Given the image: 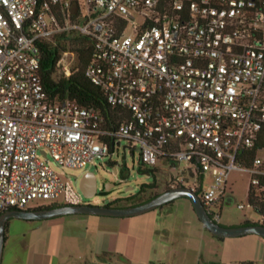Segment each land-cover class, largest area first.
Returning a JSON list of instances; mask_svg holds the SVG:
<instances>
[{
    "label": "built area",
    "instance_id": "1",
    "mask_svg": "<svg viewBox=\"0 0 264 264\" xmlns=\"http://www.w3.org/2000/svg\"><path fill=\"white\" fill-rule=\"evenodd\" d=\"M74 40L89 43L84 76L119 124L46 91L41 48L65 42L55 74L67 78L80 70ZM263 128L264 0H0V213L84 205L66 170L125 143L143 168L185 163L169 188H201L219 223L232 171L264 206V149L248 155Z\"/></svg>",
    "mask_w": 264,
    "mask_h": 264
},
{
    "label": "rangeland",
    "instance_id": "2",
    "mask_svg": "<svg viewBox=\"0 0 264 264\" xmlns=\"http://www.w3.org/2000/svg\"><path fill=\"white\" fill-rule=\"evenodd\" d=\"M125 143L113 154L110 162L108 160L98 162L95 166L88 165L85 169H67L66 173L76 177L74 187L79 190V182L86 172H92L97 181L98 189H101L105 183H111L115 186L111 189L107 197L97 196L92 199L84 198L85 204L94 206H103L114 200H121L118 204L126 207L132 202L142 201L155 193H162L169 188V183L173 178L181 175L186 169L185 163H180L177 168H171L166 162L159 160L155 167L144 168L140 166L139 151L134 150L133 154L127 149L123 150ZM148 171L156 170L154 176ZM148 173V174H147ZM184 176L185 173H183ZM187 180V178H186ZM156 182V189H144L141 193L140 188L143 185H151ZM190 183L194 181L190 180ZM250 177L245 172L232 171L227 183V194L233 199L231 204L221 206L219 224L225 227L238 226L244 221L258 223L261 221L259 214L248 205V189ZM209 184V178L206 177L202 189H206ZM134 196L131 200H122ZM186 198L176 199L173 203L164 205L161 212L162 219L168 220V234L162 243L165 246L162 249L163 264H242L254 263L264 264V248L255 244L247 238L223 239L219 241L213 238L211 233L204 229L198 221L195 213H188L189 208ZM184 202V203H180ZM44 202L31 203L27 209H34L38 205H44ZM243 205L242 210L237 205ZM159 212L158 209L152 212ZM218 212V211H217ZM192 216V217H191ZM165 217V218H164ZM63 220L68 222H88V236L86 239V249L89 250L93 244L94 225L100 226V223H116L120 219L100 218L90 215H67L54 219L55 224ZM128 222L129 219H124ZM14 230L8 232L9 243L4 246L2 264H10L9 258L13 252L12 242L10 241ZM92 235V236H91ZM256 236V235H254ZM258 238V237H257ZM65 243V238H63ZM145 258V256H143ZM23 264H29L30 258L25 255Z\"/></svg>",
    "mask_w": 264,
    "mask_h": 264
},
{
    "label": "crops",
    "instance_id": "3",
    "mask_svg": "<svg viewBox=\"0 0 264 264\" xmlns=\"http://www.w3.org/2000/svg\"><path fill=\"white\" fill-rule=\"evenodd\" d=\"M177 201H187L188 213H195L188 199ZM163 207L158 208L159 212L114 218L120 219L116 223L93 224V244L89 250L86 249L88 222L63 220L55 224L53 220L57 218L43 221L10 219L6 225L4 246L9 243L8 232L13 229L10 264H23L25 255L30 258L29 264H163L161 255L165 246L162 242L168 238L169 232L168 220L162 219ZM124 219L129 220L123 222ZM247 237L264 248L262 238L254 235L241 238Z\"/></svg>",
    "mask_w": 264,
    "mask_h": 264
},
{
    "label": "water",
    "instance_id": "4",
    "mask_svg": "<svg viewBox=\"0 0 264 264\" xmlns=\"http://www.w3.org/2000/svg\"><path fill=\"white\" fill-rule=\"evenodd\" d=\"M109 184L111 187L115 186L114 184ZM79 190L87 199H92L97 196V181L95 175L92 172H86L81 177L79 182ZM105 190L109 191L110 189L107 186ZM180 198H186L189 200L196 217L209 233L224 239H235L248 235H256L264 240V226L262 224H242L233 227L222 226L211 219L204 209L197 193L187 187H178L166 190L142 203L126 207H109L107 205L94 206L90 204H84L79 206H59L56 208L46 209L5 211L0 215V264L2 263L3 257L6 225L10 219L43 221L67 215L130 218L151 212ZM229 202L232 203L233 199H229Z\"/></svg>",
    "mask_w": 264,
    "mask_h": 264
},
{
    "label": "trees",
    "instance_id": "5",
    "mask_svg": "<svg viewBox=\"0 0 264 264\" xmlns=\"http://www.w3.org/2000/svg\"><path fill=\"white\" fill-rule=\"evenodd\" d=\"M87 45H88V49L86 48ZM70 46L72 47V49H75L77 51V60L80 65V70L71 74L67 78L60 77L55 74L56 68H57L56 66L57 60L59 58L60 52L63 51L66 47L65 42L59 41L55 45H52L51 43H46L41 48L40 73H41L42 81H43L46 91L49 93V95L53 99H56V100L68 99L84 107L95 108L96 110L101 112L103 118L105 119L106 123L109 126H115L116 124H119L123 117L122 116L123 113L121 109L117 106H111L110 104H108L102 92L99 90V88L93 86L91 82L84 76L83 70L85 66L87 65L89 61V57H90L89 43H87V41L85 40H81L80 43H78L77 40H74L70 42ZM78 46L80 47L78 48ZM258 148L264 149V128L258 134L257 140L255 142V147L251 151L248 152L250 159L256 156V150ZM142 170L144 172L146 171L144 168H142ZM147 172L154 176V173L156 172V170H153V171L147 170ZM156 188H157L156 182H154L151 185H143L141 186L139 193H141L144 189L154 190ZM196 193L198 194V196H200L201 188L197 189ZM158 194L159 193L152 194V196L148 197L145 200L132 202L128 204L127 206L142 203L144 201H147L157 196ZM255 200L256 198L254 197L250 198V193H249L248 202L253 207H255L257 211L256 213H258L260 217L264 218V206H258V204L255 203ZM120 201L121 200H114L112 202H109L107 206L124 207L123 205L118 204ZM171 203L173 202H170L168 204H171ZM59 206H63V205L50 204L47 206L39 207L37 209L56 208ZM1 214L2 213H0V215ZM258 223L264 226V219H261V221H259ZM258 223H251L249 221H244L243 225L258 224ZM211 235L212 237L218 240L223 239L213 234Z\"/></svg>",
    "mask_w": 264,
    "mask_h": 264
},
{
    "label": "flooded vegetation",
    "instance_id": "6",
    "mask_svg": "<svg viewBox=\"0 0 264 264\" xmlns=\"http://www.w3.org/2000/svg\"><path fill=\"white\" fill-rule=\"evenodd\" d=\"M110 184L107 182V183H105L104 184V186L101 188V189H98V186H97V196H100V197H107L109 194H110V192H111V189L109 190V191H106L105 189H106V187L107 186H109ZM113 188V187H112ZM96 196V197H97ZM133 197L134 196H130V197H128V198H126V199H122V200H130V199H133ZM107 205V204H106Z\"/></svg>",
    "mask_w": 264,
    "mask_h": 264
}]
</instances>
